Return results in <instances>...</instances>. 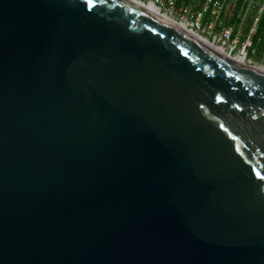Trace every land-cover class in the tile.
Listing matches in <instances>:
<instances>
[{
    "label": "water",
    "instance_id": "obj_1",
    "mask_svg": "<svg viewBox=\"0 0 264 264\" xmlns=\"http://www.w3.org/2000/svg\"><path fill=\"white\" fill-rule=\"evenodd\" d=\"M0 264H264V75L122 0H0Z\"/></svg>",
    "mask_w": 264,
    "mask_h": 264
},
{
    "label": "built area",
    "instance_id": "obj_2",
    "mask_svg": "<svg viewBox=\"0 0 264 264\" xmlns=\"http://www.w3.org/2000/svg\"><path fill=\"white\" fill-rule=\"evenodd\" d=\"M153 4L171 21L207 39L232 56H243L248 66L252 37L264 15V0H133ZM254 9V14H251Z\"/></svg>",
    "mask_w": 264,
    "mask_h": 264
},
{
    "label": "bare ground",
    "instance_id": "obj_3",
    "mask_svg": "<svg viewBox=\"0 0 264 264\" xmlns=\"http://www.w3.org/2000/svg\"><path fill=\"white\" fill-rule=\"evenodd\" d=\"M129 6L140 10L144 14L148 15L149 17L157 20L158 22L162 23L164 26H169L173 28L177 33H179L181 36L185 37L189 41L199 45L200 47L214 53L215 55L228 60L235 64L236 66L242 68V69H248L251 72L258 74V75H264V68L262 67H256V66H248L246 64V61L243 56H232L226 53L223 49L215 46L211 42H209L207 39L200 37L196 33L191 32L188 30L185 26L177 24L173 21H171L168 17L161 14L158 8H156L153 4L144 5L138 2H134L133 0H122Z\"/></svg>",
    "mask_w": 264,
    "mask_h": 264
},
{
    "label": "trees",
    "instance_id": "obj_4",
    "mask_svg": "<svg viewBox=\"0 0 264 264\" xmlns=\"http://www.w3.org/2000/svg\"><path fill=\"white\" fill-rule=\"evenodd\" d=\"M253 48L256 49V51L264 52V15L260 19L256 33L252 37V51Z\"/></svg>",
    "mask_w": 264,
    "mask_h": 264
},
{
    "label": "rangeland",
    "instance_id": "obj_5",
    "mask_svg": "<svg viewBox=\"0 0 264 264\" xmlns=\"http://www.w3.org/2000/svg\"><path fill=\"white\" fill-rule=\"evenodd\" d=\"M251 14H254V9H252ZM256 49L253 48L249 50L248 57L252 58V61L256 67H262L264 68V52L256 51ZM254 67V66H253Z\"/></svg>",
    "mask_w": 264,
    "mask_h": 264
}]
</instances>
